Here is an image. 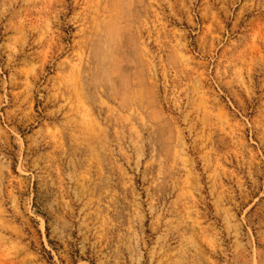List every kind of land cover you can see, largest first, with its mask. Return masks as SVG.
<instances>
[{"label": "rangeland", "instance_id": "rangeland-1", "mask_svg": "<svg viewBox=\"0 0 264 264\" xmlns=\"http://www.w3.org/2000/svg\"><path fill=\"white\" fill-rule=\"evenodd\" d=\"M0 264H264V0H0Z\"/></svg>", "mask_w": 264, "mask_h": 264}]
</instances>
